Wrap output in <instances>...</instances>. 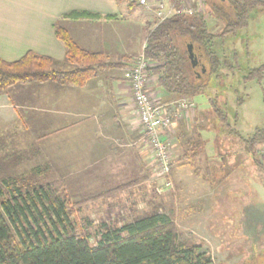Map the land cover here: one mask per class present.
I'll return each mask as SVG.
<instances>
[{"label": "crops", "instance_id": "0c3cea01", "mask_svg": "<svg viewBox=\"0 0 264 264\" xmlns=\"http://www.w3.org/2000/svg\"><path fill=\"white\" fill-rule=\"evenodd\" d=\"M78 13L99 19L67 17ZM154 15L117 0H0L1 60L13 63L33 53L51 58L58 70L72 69L56 35L59 27L80 48L103 53L110 63L120 65L98 73L82 88L29 82L1 92L0 174L23 163L24 169L35 172L49 169L48 183L62 181L71 202L90 206L92 213L101 216L125 215L132 222L155 209L150 150L125 78L127 67L144 53L148 36L158 24L153 25ZM130 21L133 26L126 29ZM209 26L221 28L212 20ZM149 78L154 100H174L159 87L157 76ZM194 102L196 108L184 113L167 135L182 156L192 140L203 144L196 159L201 171L191 168L187 174L181 169L184 164L177 163L172 176L185 188L193 183L214 188L205 169L220 164L216 137L198 127L200 113Z\"/></svg>", "mask_w": 264, "mask_h": 264}, {"label": "trees", "instance_id": "16d2710c", "mask_svg": "<svg viewBox=\"0 0 264 264\" xmlns=\"http://www.w3.org/2000/svg\"><path fill=\"white\" fill-rule=\"evenodd\" d=\"M117 1L140 7L135 0ZM168 1L175 7L182 3ZM202 5L203 13L174 15L150 32L144 50L153 65L148 74L157 76L159 87L174 98L171 102L207 97L212 116L229 134L239 137L245 156L264 172L259 160L264 157L258 154L264 144V126L247 137L240 136L231 125L238 112L227 101L220 102L232 91L237 107L243 106L240 86L232 84L240 77L245 85L257 82L264 100V64L242 75L241 52L235 48L240 38L243 41L240 35L249 27L252 15L264 13V0H204ZM67 17L99 19L79 13ZM210 20L221 26L218 33L212 32ZM56 35L73 68L58 70L51 58L33 53L13 63L0 59V93L29 82L82 88L98 73L120 66L110 63L103 53L80 48L63 28H56ZM190 45L199 61L197 67L189 58ZM242 46L247 52L249 44L242 42ZM218 88L221 92L213 94ZM192 141L179 161L197 172L196 159L203 144ZM218 159L219 167L207 166L204 170L211 180L228 165L225 156ZM74 207L62 182L39 184L24 176L0 181V264H213L211 255L200 246L180 242L179 229L169 215L155 212L121 227L101 223L92 234L90 226L76 216Z\"/></svg>", "mask_w": 264, "mask_h": 264}, {"label": "rangeland", "instance_id": "374dc122", "mask_svg": "<svg viewBox=\"0 0 264 264\" xmlns=\"http://www.w3.org/2000/svg\"><path fill=\"white\" fill-rule=\"evenodd\" d=\"M163 1L166 4V10L169 9L170 4ZM201 1L204 2V0H188L187 5L198 6ZM154 17H152L153 25L157 21ZM133 23L134 21H130L126 29H131ZM211 30L218 33L220 28L212 27ZM143 32L144 30L141 34ZM240 37H243V41L240 38L237 49L243 52L240 55L244 72L242 75H247L250 69L264 64V13L253 14L249 27ZM242 42L249 44L250 49L247 52H244ZM238 80L232 84L240 86L239 95L245 100L243 106L240 109L237 107L235 103L237 97L232 91L227 93L225 99L221 98L220 102L227 101L229 106L238 112L235 122L231 120L232 128L240 136L247 137L256 128L264 126L263 93L257 82H249L245 85L242 83V77ZM227 82L230 83L231 80ZM217 92H221L219 88L217 91L213 90V94ZM206 98L201 95L195 98L200 113L198 127L215 135L217 156H225L228 165L223 167L218 177L215 176V179L210 181L215 184L214 188L198 183L185 188L182 183L173 178L175 188L160 192L161 183L152 180L156 203L155 209L149 213L160 212L169 215L179 229L180 242L189 246H200L202 251L211 255L213 264H264V172L248 156H245V147L239 137L229 134L220 121L212 116ZM174 148L172 149L173 167L177 163L178 165L182 163L184 167L181 169L188 170V174L191 168L185 161H179L182 153ZM258 154L264 157L260 152ZM259 160L264 166V159ZM23 165H20L18 169L9 168L2 171L0 181L22 176L39 184L48 183L47 181L51 180L52 175L49 169L35 172L33 168L24 169L26 164L23 163ZM180 173L184 175V172ZM63 185L67 187L66 184L63 183ZM71 203L75 206L76 216L90 226L88 230L92 234L97 232L101 223L117 227L133 219L125 215L101 216L92 213L90 206L79 207L74 202Z\"/></svg>", "mask_w": 264, "mask_h": 264}, {"label": "built area", "instance_id": "2783aa9c", "mask_svg": "<svg viewBox=\"0 0 264 264\" xmlns=\"http://www.w3.org/2000/svg\"><path fill=\"white\" fill-rule=\"evenodd\" d=\"M187 1L182 0L178 7L170 4V8L166 10L163 0H135L138 6L154 11L158 23L174 15H193L204 12L202 1L198 6H188ZM152 66L144 53L138 55L127 67L125 78L131 85L136 115L150 150V170L153 180L161 183L160 192H164L175 188L172 178L173 146L167 134L172 131V127L182 118L183 114L194 110L196 105L192 100L187 99L171 103L154 100L150 94V75L148 74ZM259 152L264 156V144L260 146Z\"/></svg>", "mask_w": 264, "mask_h": 264}, {"label": "water", "instance_id": "95a60500", "mask_svg": "<svg viewBox=\"0 0 264 264\" xmlns=\"http://www.w3.org/2000/svg\"><path fill=\"white\" fill-rule=\"evenodd\" d=\"M188 51H189V58L191 60L193 67L199 66V61L195 57L194 52H193V47L191 45L189 46ZM202 71L205 72L206 70L203 68Z\"/></svg>", "mask_w": 264, "mask_h": 264}]
</instances>
